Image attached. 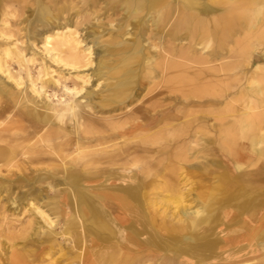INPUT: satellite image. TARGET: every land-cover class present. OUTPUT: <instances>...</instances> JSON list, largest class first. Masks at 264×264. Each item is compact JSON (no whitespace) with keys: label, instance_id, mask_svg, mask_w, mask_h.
<instances>
[{"label":"bare ground","instance_id":"1","mask_svg":"<svg viewBox=\"0 0 264 264\" xmlns=\"http://www.w3.org/2000/svg\"><path fill=\"white\" fill-rule=\"evenodd\" d=\"M102 1L108 9L121 3L126 19L133 18L131 44L124 37L129 20L117 26L121 53L112 60L99 36L81 38L57 0H33L36 10L28 8L23 20L24 0H0V167L30 172V182L14 176L31 190L46 184L56 191L42 195L39 188L24 197L34 218L31 233L18 235L25 241L12 242L6 257L0 249V264H54L49 252L59 238L74 242L68 252L76 248V259L69 264H264L263 189H254V203L233 207L243 223L231 228V205H192L182 192L187 155L198 158L194 148L212 136L189 131L181 155L166 154L167 140L202 120L229 140L249 132L255 153H264V0ZM144 27H154L158 45L144 37ZM230 78L220 100L201 102L223 122L209 115L185 121L182 108L173 112L205 97L199 85L211 89ZM163 79L196 86L191 97L169 96L174 106L142 101L123 111V119L114 114L139 102L136 88L143 81ZM52 87L61 95L48 93ZM151 188H164L166 201ZM260 211L257 221L245 222Z\"/></svg>","mask_w":264,"mask_h":264},{"label":"rangeland","instance_id":"2","mask_svg":"<svg viewBox=\"0 0 264 264\" xmlns=\"http://www.w3.org/2000/svg\"><path fill=\"white\" fill-rule=\"evenodd\" d=\"M53 2L56 3V1ZM57 2L58 3L56 4V7H62V9L65 10L64 15L69 14V18L73 25H76L80 31L81 38L88 37L87 39H89L91 35L99 36V40H101L105 46L107 45L108 49L111 48L112 51L110 54H113L109 56L111 60L117 58L118 56H115L114 52L121 53L119 52L121 45H115L119 39L117 37V26L119 24H126V22L129 20V26L126 27V29L130 33L124 37L129 40L127 41L129 44H131L133 41V18L130 17L129 19H126L124 9L122 8L123 5L121 3H117L114 9H108L102 0L95 3L94 6H90L87 3H82V0H57ZM22 6L23 8H20L21 15L19 16V18L22 20L27 16L30 17L29 15L31 11L28 8H32L31 10H36L33 0H24ZM215 7L218 8L219 6L216 5ZM138 32H143L144 37L149 38L150 43L158 45L157 38L154 36V27H144L142 32L139 30ZM163 44H165V42ZM163 49H166V47L163 46L161 50ZM151 53H157L158 55L160 54L159 50L156 51L154 49L151 50ZM95 62L96 61L93 62V65ZM46 65H49V62H47ZM131 65L133 66V59L131 60ZM11 66L13 67V71L18 70V67L15 64H12ZM38 68L39 65L36 63V65L32 68V73L34 76L38 75ZM55 68L56 67L54 65H51V69ZM191 71L192 69L188 70V72H190L189 75H191ZM85 72H87V70ZM53 75L56 76L57 72H54ZM65 77H67V74H65ZM223 78L224 77L221 76L217 77L216 79ZM71 79H73V77L69 76L68 80L66 81L70 86ZM231 82L232 78L227 80L224 79L222 83L223 86L222 84H218L214 85V87L211 89L207 87L206 89H203V87L201 88L199 85L198 88L200 89V92L205 94L204 98H193L192 100L194 102L187 103L186 105L180 104L179 106H174V101L168 97L172 95L179 97L185 95L191 97V91L195 89L196 86L193 85V81L190 82L189 80H184L183 82H165L163 79L157 80L154 84L150 83V85L146 81H143V85L140 84L136 88V92H138L140 95L139 102H135L132 104V106H129L126 109H119L114 112V114L123 119L125 117L123 111H129L133 105L144 101L147 106L151 103L173 105V112H175L178 107H180L185 113V121L204 115H209L211 117H216L215 122L221 123L223 120L217 118L216 113L209 114L208 111L210 110V106L201 102L210 99L220 100L222 98V93L220 92L221 88L225 87ZM139 83H141L140 80ZM89 86H87V88H89ZM54 91L58 95H61L62 93V89L56 87L48 89V93H52ZM157 91H160L161 95L155 97L154 94ZM234 98H236V100L239 99L238 96H234ZM51 100L55 102L56 97H51ZM81 101L84 103L85 99ZM186 102H188V100H186ZM239 104L240 101L234 102V105L236 106ZM85 111L90 112L89 108L87 107H85ZM195 129L199 130L200 132L209 133L210 136H212V142L208 144V142L202 141V144L194 148V150H198L199 152L197 154L198 158L189 157L188 155V159L185 158L187 162L183 163L185 166L183 170L187 174L185 178V180H187V182H185L187 185L185 187L186 189L182 190V192L184 193L188 203H192V205L196 201L212 202L215 204L224 203V205L228 206L231 205L230 209H232L230 215H233V225L231 228L240 229L242 226L240 228L238 226L240 224L242 225L243 223V221L241 222L243 215L240 216V214L237 213L239 210L233 207H238L239 209V207L244 206L243 204L245 203H254L256 201L254 199L256 195V191H254L255 188H260V190L263 189L262 191L264 192V153L261 155L255 153L251 139L249 138V132H247L248 135L243 137L236 136L232 140H229L224 137V133L220 131L218 127L210 129L208 123L202 120L191 122L190 126H185L184 133L186 134L183 137L176 140L171 138L167 140L169 143L166 147V154L173 155L178 153L181 155V149L179 148H182L188 140V132ZM182 150H184V148H182ZM235 163H239L241 168L237 169L235 167ZM14 174L23 178L24 180H28V182L33 180V176L30 172L23 174L15 169L8 171L7 167H0V249L2 254L5 253L3 257H6L10 254V245L12 242L21 244V242L25 241L24 237L26 236L20 238L17 236L25 231L31 233V229L28 224L32 219H34L33 215L26 210L27 206L23 202L24 197H27L32 185L25 184L27 181L20 182L18 177L14 176ZM180 179L181 176L179 177V180ZM8 184L9 189L7 192H5V190L3 191L2 186L5 187L8 186ZM39 188L42 192V195L47 194L49 196H54L56 194V191L53 188L50 189L46 184H34V188L31 191L33 193H37ZM163 189L152 190L151 188L149 191L151 193L157 194H155L154 197H161L160 201H166L165 198L167 192ZM157 206L161 207L162 205L160 203ZM164 207H166V205H164ZM248 213L250 212L248 211ZM261 214V211L258 214H247L251 216H246L245 222H248L249 220L253 223V221H257L254 220L255 215L259 217ZM10 225H12V227ZM56 231H60V225L56 226ZM57 243L59 244H54L49 252V257L55 261L54 264H69L74 259H76L74 257L76 248L72 249L71 254L68 252V250H71V246L74 245V242L70 243L69 241H63V238H59L57 239ZM46 250L49 249H45V251ZM46 263L47 261L42 263L38 261L34 262L33 264ZM247 264L254 263L253 261H249Z\"/></svg>","mask_w":264,"mask_h":264}]
</instances>
